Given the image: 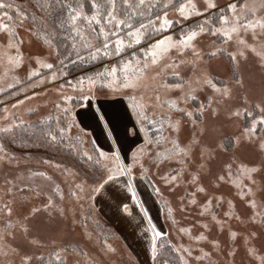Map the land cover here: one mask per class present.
Returning <instances> with one entry per match:
<instances>
[{"label": "rangeland", "instance_id": "rangeland-1", "mask_svg": "<svg viewBox=\"0 0 264 264\" xmlns=\"http://www.w3.org/2000/svg\"><path fill=\"white\" fill-rule=\"evenodd\" d=\"M198 2L202 4L204 0ZM232 2L234 0H215L218 7L205 15L215 18L219 14V8H226ZM237 2L248 5L249 19L264 18V0H237ZM200 19L202 17H193L184 24H175L171 34L175 35L186 27L195 25ZM28 27L29 23L26 21L24 27L19 29V34L25 41L22 50L26 59L25 66L13 74L20 78H24L30 63L28 57L44 53L40 44L28 32ZM240 35L249 44L253 43L251 31L247 33L242 31ZM29 41L32 43L29 44ZM151 42L149 39L140 45L132 46L133 48L125 49L123 53L117 55L118 58L121 57L120 59L112 57L104 66L89 70L86 74L76 77L65 75L56 82L37 87L34 89L37 95L32 97L31 92H28L27 95L31 99L24 101L15 111L28 123L40 121L53 112L52 103L57 99L55 89L60 85H65V90L70 92L67 81L75 82L81 75L103 71L105 66H119L130 58L131 52L135 51L139 55V49L147 47ZM196 44L201 59L197 60L192 51H187L180 57V60L185 62L177 61L174 64L171 57L178 54L171 52L169 59L161 61L156 66H149L137 88L122 89L123 95L113 96L106 86L97 85L96 98L91 100V108L85 102L76 111L91 112L98 105L104 107V104H109L106 109L108 118L111 120L117 146L126 162H130L131 151L137 145L144 143L143 132L135 137L125 134V129L132 127L129 113L125 110L127 94L130 92L135 95L143 104L149 120L165 118L162 132L158 130L159 125H152L149 120L144 122V127L148 129V143L145 145L146 155L143 162L148 170V179L143 177L139 166L135 169L138 194L148 208L153 222L158 225L162 217L164 218L163 223H166L169 229V234L166 235L168 241L174 247L191 249V257L185 253V258L190 260V264H262L264 222L259 215L255 220L250 219L253 209L246 201L248 198L256 201L257 213L264 210V129L257 131L251 141L245 138L243 129L250 127L251 119L264 114L252 107L253 103L264 106V57L257 55L259 52L264 53V35L258 34V39L255 41L256 53L248 50L246 58H241L239 61V74L242 78L240 84L231 77L226 53H217L211 58L207 55L216 48H224L226 52L236 50L239 46L235 37L232 40H225L222 36L204 33L197 39ZM128 50H130L129 54L126 53ZM4 67V63H0V75H3ZM205 70L217 80H227L232 88V96L219 105L215 114L210 109L206 110L203 120L193 128L189 120L183 119L181 114L176 109H171L165 101L176 100L180 107H195V105L192 102L185 105L179 99L180 90L169 88L167 85L180 83L187 93L189 87H197L195 83L189 85L188 82L200 78ZM173 72H178L179 77L174 76ZM0 86H5L3 80H0ZM105 93L109 94L105 95ZM196 95L203 101L207 95H211V92L207 88L197 89ZM16 99L23 100L24 96H13L7 92L0 94V111L4 104L11 108ZM236 107L253 112V117L249 118L243 114L239 117L230 116V111ZM28 109L34 111L30 113ZM168 117L182 120L178 133L170 129ZM93 127L94 134L99 136V143L106 147L111 142V138L106 140L99 126L93 125ZM73 131L75 132V129ZM160 136L163 139H158ZM193 136L199 141V146L196 143H189ZM5 137L0 134V143L4 145V151L0 152V206L7 204L13 208V212L9 215L6 210L0 211V264H25V256L32 257L31 264H39L38 258L41 256L46 258L44 264H136L128 240V232L140 230L138 221L141 214L130 200L126 202L130 203L132 216L123 214L118 206L114 208L116 211L113 209L112 212L106 210L109 207L100 206L105 209L103 211L107 215L118 213L120 222L115 226L110 224L102 211H99L96 199L98 195L94 200L89 199L90 186L95 182L93 178L89 179L94 175L91 170L82 168V165L73 160L72 155L64 153V150L57 151L42 143L31 147L11 146ZM177 137L181 147H188V152L180 154L172 152V141ZM235 137H239V143L233 148L226 138ZM222 141L228 145L227 150L219 147ZM201 150L204 151L205 158L211 153H214L215 157L203 167L204 158L201 156ZM228 163H232L234 168L239 164L257 168L252 174L251 181L244 180V183L252 189L244 199L240 198L238 189L234 186L215 182V176L221 173ZM57 164L61 165V168H57ZM165 174L177 175V181L170 185L164 184L161 178ZM193 176H198V183L206 189L204 193H196L197 203L194 205L188 203L192 199L188 193L194 192L196 188ZM77 184L82 185L83 192L76 189ZM153 185L160 189L159 194L153 190ZM57 186L63 193L62 198L55 192ZM9 188L12 189L10 193L7 191ZM107 188L112 190L113 196H119L120 200L127 195L122 187L117 189L116 185L109 184ZM73 191L77 192L76 196L71 194ZM50 195L53 196L58 209H63V215L58 210L43 209ZM208 196L225 198L218 210L215 209L216 201L213 199V211L218 220L224 221L223 228L212 221L210 216L200 214V205ZM229 200L235 205L232 218L224 216L228 211ZM115 203H118V200ZM32 207L40 211L30 216ZM169 207L173 209L171 215L168 212ZM237 216L239 219H236ZM205 223L208 224L207 229L203 227ZM122 226L125 227L122 229ZM180 228H190L191 232L181 233ZM230 230L237 232L235 239L230 237ZM202 232L208 237L206 241L193 239ZM252 233L255 235H251ZM213 240L219 242L218 247L213 246L211 243ZM105 241L115 251L109 250ZM249 248L255 249L254 255L250 254ZM200 249L209 255L202 256ZM56 255H60L63 259L56 261ZM196 256H201V259L197 261Z\"/></svg>", "mask_w": 264, "mask_h": 264}, {"label": "snow or ice", "instance_id": "snow-or-ice-1", "mask_svg": "<svg viewBox=\"0 0 264 264\" xmlns=\"http://www.w3.org/2000/svg\"><path fill=\"white\" fill-rule=\"evenodd\" d=\"M217 7L215 0H204L202 4L198 0H0V34H2L0 36V63L5 65L3 75H0V80L4 81L5 86H0V94L7 92L13 96H24L23 100L16 99L11 108L4 104L0 111V125H2L0 134L13 139H15L16 130L23 128L28 123L21 119L15 110L24 101L31 99L27 95L28 92H31V96L34 97L37 95L34 89L42 87L46 83L56 82L60 77L67 75L64 70L65 61L68 64L90 63L101 57L121 54L125 49L151 39L152 42L147 47L139 49V55L135 51L131 52L130 58L124 60L119 66H105L103 71H97L91 75H81L75 82L67 81V88L70 92L65 90L63 84L56 88L57 99L52 103L53 112L44 116L39 122V127L33 128L32 131V135L46 147L57 151L67 150L76 158L91 165L95 182L90 186L89 199L94 200L98 194L104 192L109 184L116 185L117 189L122 187L125 190L127 195L120 200L118 208L127 216H132V208L126 201L130 200L138 208V212L141 214L138 221L140 235L147 243L151 264H190V260L185 258V253L191 257L192 251L190 248L180 247L165 249V244L161 242L165 238V233L153 222L148 208L138 194L135 184L137 166L142 170L143 177L148 179V170L145 168L143 158L146 155L145 145L148 143V129L144 127V122L149 120V117L145 114L144 106L135 95L130 92L127 94L125 110L129 113V122L132 127L126 128L125 134L135 137L141 132L144 133V143L137 145L131 151L130 162H126L121 155L111 120L102 105H98L91 112L87 110L78 112L76 109L81 108L85 102L91 108V100L96 98L97 85L106 86L113 96L123 95L122 89L137 88L149 66H156L161 61L169 59L171 52L178 54L171 57L174 64L177 61L184 63L185 61H181L180 57L187 51H192L197 60L201 59L196 41L204 33L219 35L225 40H232L235 37L239 46L236 50L226 52L224 48H216L207 55L211 58L215 57L217 53H226L230 63L231 77L240 84L242 78L239 74V61L241 58H246L248 50L256 53L255 41L258 39V34L264 35V18L249 19L248 5L238 3L237 0L229 3L226 8H219V14L215 18L205 15ZM193 17H202V19L194 26H188L175 35L171 34L175 24H184ZM26 21L29 22L28 32L40 44L44 53L28 57L30 63L24 78H20L13 73L25 66L26 57L22 50L25 41L21 38L19 29L24 27ZM242 31L244 33L251 31L253 43L249 44L240 35ZM31 43L32 41H29V44ZM257 55L264 57V53L261 52ZM73 56H75V60L72 59ZM172 74L179 77L178 72ZM9 80L11 82H8ZM188 83L189 85L195 83L197 87H189L187 93L184 92V87L180 83L169 84L167 87L179 89L181 92L179 99L185 105L192 102L195 107H180L176 100H168L165 103L171 109H176L183 119L189 120L193 128H196L197 123L203 120L206 110L210 109L215 114L219 105L232 96V88L228 81L217 80L207 70L200 78ZM204 88L209 89L211 95H207L201 101L196 92L197 89ZM107 94L109 93H105V95ZM244 99L246 101V98ZM252 107L260 113H264V106L261 104L253 103ZM28 111L31 113L34 110L28 109ZM229 114L233 117H239L241 114L247 115L249 118L253 117V112L240 107H236ZM164 119L163 117L160 120L151 119L149 122L152 125H159L158 130L162 132ZM167 120L170 129L178 133L182 120L171 117H168ZM93 125L99 126L100 132L106 140L111 138V142L106 147L99 143V136L94 134ZM262 129H264V114L251 119L250 127H245L243 133L245 138L251 141L257 131ZM158 139H163V137L160 136ZM226 139L230 141V146L233 148L239 143V137ZM189 143H196L199 146V141L195 136L190 138ZM219 147L227 150L228 145L222 141ZM3 151L4 145L0 143V152ZM188 151L187 146L181 147L178 137L172 141L174 154ZM201 156L204 158L202 167L215 158L214 153L205 158L203 150H201ZM56 167L61 168V165L57 164ZM64 171L67 172L68 169H64ZM256 171L255 166L239 164L234 168L232 163H228L224 170L215 176V182L234 186L238 189L240 198L244 199L252 191L244 183V180L251 181L252 174ZM161 179L164 184L170 185L177 181V175L165 174ZM192 179L196 188L194 192L188 193L192 197L188 203L194 205L197 203L196 193H204L206 189L198 183V176H193ZM149 183L152 184V181L149 180ZM76 189L80 192L84 191L81 184H77ZM153 190L157 194L160 193V189L154 185ZM7 191L10 193L12 189L9 188ZM55 192L62 198L63 193L59 186L56 187ZM71 194L76 196L77 192L73 191ZM213 199L216 201L215 209L218 210L225 198L223 196H208L200 205V214L201 216H210L212 221L223 228L224 221L218 220L213 211ZM246 202L253 209L250 219L255 220L259 215L264 222V210L258 213L255 211L258 208L256 201L248 198ZM227 203L228 211L224 213V216L232 218L235 205L231 200ZM50 208L54 211L58 210L63 215V209H58L51 195L48 196L47 203L43 205L45 210ZM4 210L9 215L13 212V208L7 204L0 206V211ZM38 211L40 209L32 207L29 215H34ZM168 212L171 215L173 209L169 207ZM236 219H239V216ZM203 227L207 229L208 224H203ZM179 231L190 233L191 229L180 228ZM229 234L232 239L237 236L235 231L230 230ZM193 239L206 241L208 237L202 232L194 236ZM211 243L215 247L219 246V242L216 240ZM105 245L109 250L115 251L110 244H107V241H105ZM200 251L204 257L209 255L203 249ZM248 251L250 254H255L254 248H249ZM38 259L39 264H44L46 258L41 256ZM62 259L60 255L55 256L56 261ZM195 259L199 261L201 256H196ZM261 259L264 264V258ZM24 260L25 264H31L32 257L25 256Z\"/></svg>", "mask_w": 264, "mask_h": 264}, {"label": "trees", "instance_id": "trees-1", "mask_svg": "<svg viewBox=\"0 0 264 264\" xmlns=\"http://www.w3.org/2000/svg\"><path fill=\"white\" fill-rule=\"evenodd\" d=\"M129 51L130 50L126 51V53L129 54ZM81 54L83 55L84 53L82 52ZM112 57H117L118 58L119 56L113 55L111 57H101L100 59H97V60L92 61L90 63L76 62L74 64H68L67 61H65V65H66L65 69L67 71V76L76 77L77 75H80V74H86V72L89 71V70H92V69L94 70V68H97V67L100 68V67L104 66L106 61H108ZM120 58H118V59H120ZM72 59L75 60V56H73ZM39 122L40 121H36V122H33V123H27V124H25V126L23 128H18L16 130L15 139H13L10 136H6L5 138L7 139L8 143L11 146L14 145V146L31 147V146H34L35 144L38 145L41 142H39V140L32 135V131H33V128L39 127ZM63 152L68 154L69 156L72 155L67 150H64ZM71 158L73 160L77 161L78 164H81L82 168L87 169V170H91L93 172L92 168H90L91 165L86 164L84 161L76 158L74 155H72ZM93 174H94V172H93ZM92 178H93V176L89 177L90 180H92ZM161 242L165 244V249L166 250L171 249V248L174 247L173 244L168 241L166 235H165V238H163L161 240ZM166 254H167V251L165 252V255Z\"/></svg>", "mask_w": 264, "mask_h": 264}, {"label": "crops", "instance_id": "crops-1", "mask_svg": "<svg viewBox=\"0 0 264 264\" xmlns=\"http://www.w3.org/2000/svg\"><path fill=\"white\" fill-rule=\"evenodd\" d=\"M107 107H109V104H104V108L107 109ZM77 111L79 112V110H77ZM96 199H97V206L99 208V211H102L103 216L109 221L110 224H112L114 226L117 225V223L120 222L118 213L116 215H111V216L107 215L103 211L105 209L101 208L100 206L109 207L106 210L112 212L113 209L115 207H117L119 202H120L119 196H117V195L113 196L112 190L107 188L105 192L98 194ZM117 200H118V203H115ZM114 211H116V209H114ZM161 217H162V215H161ZM163 220H164V218L162 217V220H161V222L158 223L157 227L161 231H163L165 233V235H168L169 229H168L166 223L165 224L163 223ZM124 227L125 226H122V229ZM128 234H129V239L128 238L127 239L130 241V246L132 248L136 264H151L150 256H149L148 251H147V243L143 239V236L140 235V230H137V232L131 231V233L128 232Z\"/></svg>", "mask_w": 264, "mask_h": 264}]
</instances>
